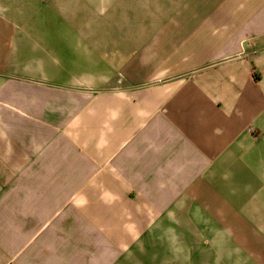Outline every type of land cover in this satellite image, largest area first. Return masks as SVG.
I'll return each mask as SVG.
<instances>
[{"label": "crops", "instance_id": "crops-1", "mask_svg": "<svg viewBox=\"0 0 264 264\" xmlns=\"http://www.w3.org/2000/svg\"><path fill=\"white\" fill-rule=\"evenodd\" d=\"M99 1L0 0V264H264V0Z\"/></svg>", "mask_w": 264, "mask_h": 264}, {"label": "rangeland", "instance_id": "rangeland-1", "mask_svg": "<svg viewBox=\"0 0 264 264\" xmlns=\"http://www.w3.org/2000/svg\"><path fill=\"white\" fill-rule=\"evenodd\" d=\"M39 1L40 5L38 7L41 18L36 21L37 15H35L33 22H38L37 32L32 35V38L37 42H40L42 37L45 39L43 42L47 41L45 44L49 45L52 40L68 39V34L71 33L72 36H76L81 34L80 31L87 32L86 39H98L102 34L109 33L113 35L119 32L111 19H107V16L98 13L99 0H67V2L70 1V8L73 7L72 9H74L71 14L65 9L64 4L59 6L55 0ZM24 2H33V0H24ZM25 6L28 7V5ZM121 24L127 25L126 20H122ZM22 31L16 52L18 53L20 50L24 52L25 56H29L30 46L27 42H31V37L25 32L23 35ZM125 33L121 31V34Z\"/></svg>", "mask_w": 264, "mask_h": 264}]
</instances>
